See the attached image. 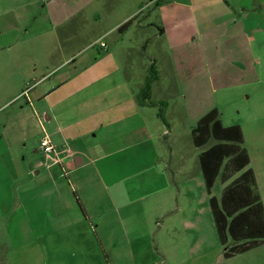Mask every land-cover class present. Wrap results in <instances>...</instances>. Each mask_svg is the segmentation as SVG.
Masks as SVG:
<instances>
[{
    "label": "crops",
    "instance_id": "obj_1",
    "mask_svg": "<svg viewBox=\"0 0 264 264\" xmlns=\"http://www.w3.org/2000/svg\"><path fill=\"white\" fill-rule=\"evenodd\" d=\"M119 1L0 0V17L15 16L10 25L5 21L9 31L0 30V36L25 37L23 47L13 43L0 47L8 59L2 68L10 87L17 81L23 86L0 109L25 98V104L1 117L0 156L17 145L25 146L34 132L42 136L40 143L48 139L55 150L45 154L38 147L34 157L32 147L26 154L30 158L27 174L34 173L35 189L49 193L48 245L54 241L57 247L48 264H194L208 255L216 259V250L217 258L226 260L227 247L219 242L213 247L214 235L217 241L218 237L199 163L200 154L216 142L199 148L191 136L198 121L216 108L205 112L195 126L188 125V153L183 155L177 143L168 139L173 123L160 83L152 85L151 100L166 103V123L156 114L153 118L152 107L138 106L135 84L124 71L136 66L129 55L132 49L119 46L133 31V43L140 52L135 59L149 61L147 65L137 62L144 77L136 87H142L148 69L163 59V53L179 55L186 48L192 53L195 37L183 36L177 28L182 0H138L136 7L107 26L99 11L102 7L114 12L112 7ZM146 2L154 6L157 23L139 12ZM124 24L127 27L120 28ZM14 26L20 29L11 30ZM115 34L118 38L108 46L105 39ZM165 38L171 39L168 50L152 45ZM93 48L97 55L88 52ZM82 50L88 54H79ZM178 113L171 115L181 118L183 112ZM219 120L223 127H230L223 125L220 114ZM241 131L239 146L246 149ZM191 149L195 158L194 165L190 159L189 168L186 158L192 157ZM246 171L254 175L264 212L250 157L248 166L235 177ZM218 183L222 187L216 195ZM227 184L215 182L212 196L218 201ZM194 185L203 199L201 206ZM60 249L62 253H54Z\"/></svg>",
    "mask_w": 264,
    "mask_h": 264
},
{
    "label": "rangeland",
    "instance_id": "obj_2",
    "mask_svg": "<svg viewBox=\"0 0 264 264\" xmlns=\"http://www.w3.org/2000/svg\"><path fill=\"white\" fill-rule=\"evenodd\" d=\"M137 1L120 0L119 4L112 7L114 12L111 13L101 7L99 12L104 24L109 26L115 23L136 7ZM181 3L182 6L177 8L180 14L177 28L180 33L183 32V36L192 33L195 37L190 44L193 47L192 53L188 51L190 48H186L179 55L167 51L165 57L162 51L163 59L154 66L160 88L167 96L165 100L169 104V119L173 123L172 135L168 139L177 143L183 155L188 153V125L195 126L205 112L216 108L224 126L238 125L243 129L244 147L256 171L264 204V0H182ZM153 9L154 6L146 2L141 5L139 12L143 16H151L150 21L157 23L158 17ZM14 19V14L1 16L0 30L9 31L5 27V21L10 25ZM17 28L20 29L14 26L11 30L15 31ZM130 35L124 36L119 46L132 49L129 55L133 57L132 64L136 66L124 68V71L136 85L144 77L137 62L147 65L149 61L136 60L140 52L133 43V31ZM10 36H0V47L8 43L16 44V48L25 46L24 36L16 33ZM116 38L117 34L107 37L105 42L110 46ZM170 40L165 38L160 43L155 40L152 45L168 50ZM85 52L82 50L79 54ZM88 52L97 55L95 48ZM5 55V51L0 48V107L11 96H15L19 88L23 89L19 81L10 87L12 83L9 84L8 76H5L2 68L3 62L8 60ZM188 61L192 62L193 67H189ZM135 85V93L138 94L141 87ZM13 102L15 103L11 107L0 109V120L5 117L7 110L17 109L21 102L25 104V98L15 99ZM177 111L183 112L181 118L172 117V112ZM151 112L154 118L159 110L154 107ZM41 138L40 134L34 132V138L25 146L24 143L17 145L10 150V154L0 156V264H48L47 258L50 257L52 249L57 247L53 244L54 241L48 245L50 232L45 208L49 202V193L43 189L38 193V189L34 187V173L30 176L27 174L29 167L26 163L30 158L26 154L33 147L34 157H38ZM193 151L195 149H191L192 157L186 158L189 168L192 167L190 159L194 165ZM43 183L46 184L44 181ZM221 187L219 183L215 187L216 195ZM194 193H199V197H195ZM194 193L196 202L201 206L203 199L196 186ZM213 243V247L218 246L215 235ZM61 251L60 249L54 253H62ZM217 256L218 250L215 251L216 259L208 255L204 260L200 258L193 263L201 264L204 261L207 264H264V246L249 254L227 260H221Z\"/></svg>",
    "mask_w": 264,
    "mask_h": 264
},
{
    "label": "trees",
    "instance_id": "obj_3",
    "mask_svg": "<svg viewBox=\"0 0 264 264\" xmlns=\"http://www.w3.org/2000/svg\"><path fill=\"white\" fill-rule=\"evenodd\" d=\"M124 24L120 28H126ZM158 81V73L152 64L148 69L142 87L136 94L140 107H156L159 110L158 118L164 123V111L167 108L164 102L151 100L152 85ZM193 143L203 148L210 142L211 145L199 156L200 168L209 198V206L221 247H227L223 254L224 259H231L248 253L264 244V212L260 197L256 190L254 175L246 171L235 177L249 164V156L243 147L241 128L237 125L223 127L219 120V112L213 109L202 117L191 131ZM219 179L228 183L220 201L212 196V189ZM232 246L228 247L229 243Z\"/></svg>",
    "mask_w": 264,
    "mask_h": 264
},
{
    "label": "built area",
    "instance_id": "obj_4",
    "mask_svg": "<svg viewBox=\"0 0 264 264\" xmlns=\"http://www.w3.org/2000/svg\"><path fill=\"white\" fill-rule=\"evenodd\" d=\"M104 45L101 44V47H103ZM40 148L43 151V153L48 154L51 152H54V148L53 146L50 144V141L48 139H43L40 143Z\"/></svg>",
    "mask_w": 264,
    "mask_h": 264
}]
</instances>
